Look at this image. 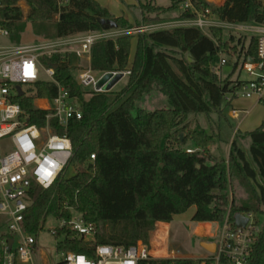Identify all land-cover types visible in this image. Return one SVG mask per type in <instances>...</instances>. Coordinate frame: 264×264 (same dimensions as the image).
Masks as SVG:
<instances>
[{"label":"trees","instance_id":"1","mask_svg":"<svg viewBox=\"0 0 264 264\" xmlns=\"http://www.w3.org/2000/svg\"><path fill=\"white\" fill-rule=\"evenodd\" d=\"M19 1L28 7L26 22L33 25L35 35L45 39L129 26L96 0H0V27L15 44L20 43L25 30ZM185 1L172 0L167 8L154 7L149 1L139 8L142 14H159L175 10ZM190 2L197 10L208 9L221 22L264 24V0H225L220 6L206 0ZM181 16L193 18L194 14L186 9ZM224 34L221 28H209L204 34L192 27L138 34L125 86L116 94L89 93L87 100L72 76L69 56L44 57L43 64L56 67V81L77 100L81 111V120H71L66 127L50 119L51 132L70 140L69 164L85 165L86 169L70 177H64L63 171L48 189L32 184L25 230L31 234L43 231L50 215L69 219L66 205L85 223L94 225L97 244L129 247L142 241L150 249L155 224L170 223L191 207H195L193 222L221 223L228 214L231 225L236 214L263 212L264 122L251 132L235 133L227 160L210 154L213 135L199 126L190 130L186 125L189 114L221 115L222 104L228 106L234 91L245 84L239 79L221 80L213 69L221 55L229 52L236 57L228 75L231 78L242 70L247 58L255 59L256 40L232 34L224 39ZM132 38L125 35L95 43L91 71H125ZM226 64L225 60L223 66ZM154 90L166 96L170 107L137 109L136 103ZM56 94L53 83L39 81L29 89V95L15 97L27 126L45 125L47 112L35 108L33 102L53 99ZM242 138L250 142L246 152L241 147ZM188 142L197 150L186 153L183 147ZM92 155L94 160L90 161ZM233 171L256 185L253 194H257V205H241L229 198ZM62 234L60 249L76 254L91 252L90 243L68 228L58 232ZM249 263L264 264V230L255 239ZM141 264H200V260L159 259Z\"/></svg>","mask_w":264,"mask_h":264},{"label":"built area","instance_id":"2","mask_svg":"<svg viewBox=\"0 0 264 264\" xmlns=\"http://www.w3.org/2000/svg\"><path fill=\"white\" fill-rule=\"evenodd\" d=\"M178 9L182 13L189 9L194 17L170 22L142 23L126 30L86 32L32 44L0 46V141H8L11 148L0 156V216L4 217L7 228L6 233L0 234L1 264H141L159 260L150 253V249L142 241H137L129 247L97 244L94 225L85 223L79 213L66 205L64 209L70 212L69 219L48 216L58 221L57 227L48 229L49 234L55 238V252L48 256L38 244V235L42 231L36 234L28 233L24 228V216L31 204L29 194L31 185L48 189L69 165L72 155L70 140L66 136L51 132L50 119L55 120L61 127H66L71 120H81L77 100L56 81L53 66L43 67L44 57L69 56L70 62L72 59L89 62L93 45L100 41L174 28L192 27L201 32L209 28H221L242 36L249 35L256 40L255 59L247 58L242 64V70L250 79L234 91V96L258 99L263 97L264 24L227 23L214 20L211 19L212 14L208 9L197 10L190 0L180 4ZM0 37H9L7 30L1 27ZM224 64L225 59L220 57V62L213 70L216 71ZM42 73L46 76L45 79L41 78ZM129 74V70L95 73L88 65L77 69L74 78L83 92L104 93L108 92L105 90L106 84L98 87L104 76L127 77ZM39 81L53 83L57 88V94L53 99L34 100L35 108L47 112L45 125L41 128L35 125L27 126L26 116L20 105L14 101L17 96L29 95V89ZM227 101H230L229 97ZM37 102H40V105H36ZM231 114L235 115V112L232 111ZM193 151L185 150L186 153ZM93 160L92 155L90 161ZM240 215L248 220L245 227H236L234 221L231 225L227 214L219 223L221 232L218 242L214 243V253L207 252L205 257L196 258L200 260V264H250L253 244L256 237L264 230V220H259V215L262 214L247 212ZM64 228L74 232L83 242L90 243L91 252L76 254L60 249L64 235L59 236L58 232ZM9 240L12 241L10 247Z\"/></svg>","mask_w":264,"mask_h":264},{"label":"rangeland","instance_id":"3","mask_svg":"<svg viewBox=\"0 0 264 264\" xmlns=\"http://www.w3.org/2000/svg\"><path fill=\"white\" fill-rule=\"evenodd\" d=\"M149 1L152 3L154 7L156 6L167 7L170 5L172 0H144V3H148ZM98 3L102 8L106 9L112 16L116 18L118 17L124 18L128 22L129 25L140 24L141 22L140 20L144 21V23L145 22L147 23L151 21L150 19L152 18H154L152 20L157 19L159 14H161V13L142 14L141 9L139 8L142 18L140 19L138 17L136 20H134L133 15L131 13L132 12L131 9L135 11V13H137V6H138L137 0H100L98 1ZM112 4H116V7H114ZM18 6L23 14V23H25V30L20 36V43L21 44H27L31 42L37 43V42L46 40L43 35L41 36L35 35L33 25L31 23L26 22L25 17L28 13V7L26 6V4L23 1H19ZM155 14L156 16H154ZM143 17H146L145 20L147 19V21H145ZM130 28L128 27L125 29H121V28H115V29L126 30ZM204 32L207 34L208 30H205ZM224 33H225L223 35L224 39H228L229 35L231 34L234 35L236 38L239 36H242L241 34H238L234 31L224 30ZM131 37L133 38L130 41V44H131L130 55H129L128 65L126 67V70H130L131 68L135 50H136V44H137V35L136 34L131 35ZM246 37L247 39L250 38L249 35H246ZM10 44H15V43L11 42L9 37L8 38L0 37V46H7ZM221 58L225 59L227 64L223 67L220 66L218 69H216V73L218 74L219 78L221 80H227L233 77L232 78L233 80L232 79L231 80L235 81L234 75L231 78L228 77L231 67L236 58L235 55H232L231 53L228 52L227 54H223ZM86 64L87 62L85 60L79 61L76 59H72L71 65L74 68V71L72 72V76L75 77L76 70L86 67ZM42 65L44 68L46 67L45 64L42 63ZM237 73H240V79L242 81H246L250 79V77L244 70L238 69ZM41 78L45 79L46 76L42 73ZM126 82H127V77H121L120 80L116 83V85L113 86V88L108 91V93H112V94L119 93L121 89L125 86ZM89 97H90L89 93H86V95L84 96V99L87 100L89 99ZM246 101L240 100V104L238 105L233 104V108L235 110H240V111L245 110V109L248 110V108L245 107L244 104H242ZM33 105H34V102H33ZM36 105H40V102H37ZM169 107L170 105L167 101L166 96L155 90L151 94L145 95L144 97H142V99L136 103L137 109L143 108L149 111L156 110V109H162V108H169ZM222 109H223V113L221 115L217 113H212L209 116L203 113L189 114L187 121H186L187 129L192 130L195 127L199 126L207 134H210V135H213L214 133L220 134V139H216L215 145L212 148V154L218 158L227 157V150H228L227 144L232 138L233 129L237 127V124L240 121V120L234 121L230 119L228 115L231 114L232 109L231 107L226 106L225 102L222 104ZM261 112H264V102L259 103V108H257L253 112L252 117L254 116L256 117ZM241 119H242V116H241ZM256 128L257 127L250 129V130L248 129L246 130V126L244 125L240 129V133L245 134L247 132H251L255 130ZM46 135L47 134H44V136ZM188 146H194V144L192 142H188ZM183 148L191 149L195 151V149L187 147V146ZM10 149L11 148H10L8 141L6 140L0 141V156L10 151ZM252 167H254V165H252ZM85 169H86L85 165L69 164L64 170L62 175L64 177H70L71 175L77 173L78 171H84ZM231 176H232L231 177L232 184L229 186L228 188L229 192L227 193L229 198L231 199L232 197L237 204L251 205V206L257 205L258 204L257 198H256L257 194H253V190L257 188L256 185L254 183L247 181L237 171H233ZM261 207L263 209V212L258 213V214H262V216H264V205H262ZM190 213H191V209H188L185 213H183L184 214L183 218L179 217L175 219L176 223L174 222L173 231L171 232V236L167 241H164L163 243L153 244L154 256L156 257L162 256L163 254H165L166 249L168 250V252L176 251L175 252L176 258L196 259V258H200L203 256V255H198L197 253L198 250L201 249L200 243L202 242L201 241L202 238L196 235L191 236V237L189 236L190 230L188 229L187 222L185 220L188 219ZM262 216L259 215V220L261 221L264 220V217ZM4 220H5L4 217L0 216V234L7 232V228H6V225L4 224ZM181 220H184L183 223L178 224V221L180 222ZM57 226H58V221L54 220L51 217H48L44 224L43 231L39 233L38 235L39 248L44 252L45 255H48V256L53 255L55 252V238L51 234H49L48 229L57 227ZM210 227H209V231L210 232L212 231V236L210 240L212 241V243H216L218 242L219 237H220L221 225L218 223Z\"/></svg>","mask_w":264,"mask_h":264},{"label":"crops","instance_id":"4","mask_svg":"<svg viewBox=\"0 0 264 264\" xmlns=\"http://www.w3.org/2000/svg\"><path fill=\"white\" fill-rule=\"evenodd\" d=\"M96 1L98 2L100 0H96ZM206 1H208L210 3H213L216 6H220V5H222L225 2V0H206ZM137 4H138V6H137V13H135V11H133L131 9V11H132L131 13L133 15L134 20H136L138 17L140 19L142 18L141 14H140V11H139V5L140 4H144V0H137ZM112 5L114 7H116V4H112ZM169 6H167V7H169ZM160 7H163V6H160ZM167 7H163V8H167ZM156 14L154 16H156ZM181 14H182L181 10H179L177 8V9L172 10V11H168V12L161 13V14H159V16H158V18L156 20H152V19H154V18H152V19H150L151 21H149V22H170V21H176V20H179V19H183V17L181 16ZM211 17H212L211 19H214V20L217 19L213 15ZM140 21H141L140 24L144 23V21H142V20H140ZM149 22H147V23H149ZM134 26L135 25L133 24V25H129L128 27L129 28L130 27L132 28ZM203 33L206 34L205 32H203ZM32 43L33 42L27 43V44H32ZM19 44H21V43H19ZM89 62H87L86 66L89 65ZM221 67H223V66H221ZM234 76H235V80L239 79L240 81H242L240 79V73H235ZM247 81L248 80H246L244 82H247ZM228 97L230 98V96H228ZM240 100H243V101H246L247 100L246 102H244L242 104H244V106L247 107L248 110L245 109V110L240 111V110H235L233 108V104H235V105L240 104ZM252 100H253V102H252ZM261 102H264V95H263V97L261 99H258L257 97L244 98V97H241L239 95L238 96L236 95L230 101V104L228 106L231 107L232 111L235 112V115L229 114L228 116L230 117V119H232L234 121H238V120H240V121L238 122L237 127L235 129H233V131H232V138H231V140L227 144L228 145L227 157L226 158H222V159H224V160H227L228 159L229 153H230V146H231L232 141L234 140L235 133L236 132H240V129H241L242 126L245 125L246 126V130L247 129L250 130V129H253L255 127L258 128V126H260L264 122V112H261L256 117L255 116L252 117L253 112L257 108H259V103H261ZM241 116H242V119H241ZM213 136H214V144L211 147H209V152H210V154L212 156H214L212 154V148L215 145L216 139H220V134H215L214 133ZM249 145H250V142H249V139L248 138H242L241 139V147H242V149L245 152L248 150ZM186 146L197 150V147L195 145L194 146H188V143H187ZM214 157H216V156H214ZM190 209H191V213L189 214L188 219L185 220L187 222V227L190 230L189 236L191 237V236L196 235V236L202 238V240H201L202 242H209V243H211L212 241L210 239H211V236H212V231L211 232L209 231V227L210 226H213L215 224H218V223H216V222L215 223L214 222H193V221H191V217L193 216V214L195 212V207H191ZM183 216H184V214H180V215L174 216L173 219H172V221L170 223H161V222H158V223L155 224L154 230H153V232L151 234V237H150V253L153 256H154V254H153V244L154 243H163L164 241H167L170 238V236H171V232L173 231L175 219L176 218H179V217L183 218ZM183 221L184 220H181L180 222L178 221V224L183 223ZM201 243H200V245H201ZM200 248L201 249L198 250L197 253H198V255H203L202 257H200V258H203V257H205L207 255V252L204 249H202L201 246H200ZM175 252L176 251L168 252V250L166 249L165 250V254H163L160 257H156V256H154V257L157 258V259H190V258H176Z\"/></svg>","mask_w":264,"mask_h":264},{"label":"water","instance_id":"5","mask_svg":"<svg viewBox=\"0 0 264 264\" xmlns=\"http://www.w3.org/2000/svg\"><path fill=\"white\" fill-rule=\"evenodd\" d=\"M101 24H105L104 21H101ZM112 25V24H111ZM113 26V25H112ZM53 68H56L55 66ZM121 75H116L115 77L111 78L110 75H106L104 76V78L99 82L98 87L105 85V90L109 91L110 89L113 88V86L116 85V83L120 80ZM19 95H21V91L19 89ZM182 138V136H180V139ZM247 218L243 217L240 214H236L234 216V223L235 226L238 228H244L245 225L247 224ZM12 241L9 240L8 241V245L9 247L11 246ZM202 249H204L206 252L208 253H214L215 251V244L214 243H209V242H202L201 245Z\"/></svg>","mask_w":264,"mask_h":264}]
</instances>
